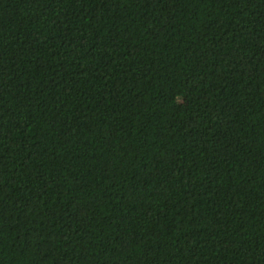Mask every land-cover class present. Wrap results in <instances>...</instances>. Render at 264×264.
Returning a JSON list of instances; mask_svg holds the SVG:
<instances>
[{
    "label": "trees",
    "instance_id": "obj_1",
    "mask_svg": "<svg viewBox=\"0 0 264 264\" xmlns=\"http://www.w3.org/2000/svg\"><path fill=\"white\" fill-rule=\"evenodd\" d=\"M0 264H264V0H0Z\"/></svg>",
    "mask_w": 264,
    "mask_h": 264
}]
</instances>
